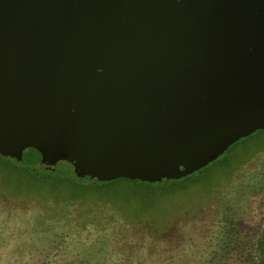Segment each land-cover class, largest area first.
I'll list each match as a JSON object with an SVG mask.
<instances>
[{"label": "water", "instance_id": "95a60500", "mask_svg": "<svg viewBox=\"0 0 264 264\" xmlns=\"http://www.w3.org/2000/svg\"><path fill=\"white\" fill-rule=\"evenodd\" d=\"M263 129L264 0H0V148L16 159L168 181Z\"/></svg>", "mask_w": 264, "mask_h": 264}, {"label": "rangeland", "instance_id": "374dc122", "mask_svg": "<svg viewBox=\"0 0 264 264\" xmlns=\"http://www.w3.org/2000/svg\"><path fill=\"white\" fill-rule=\"evenodd\" d=\"M44 163L0 148V264H264V129L190 180H100ZM70 201L103 207H49Z\"/></svg>", "mask_w": 264, "mask_h": 264}, {"label": "trees", "instance_id": "16d2710c", "mask_svg": "<svg viewBox=\"0 0 264 264\" xmlns=\"http://www.w3.org/2000/svg\"><path fill=\"white\" fill-rule=\"evenodd\" d=\"M38 153V152H37ZM256 158V157H255ZM254 160V159H253ZM214 163H216V160L215 161H213ZM213 164V163H212ZM211 164V165H212ZM248 164V163H247ZM246 165V164H245ZM244 165V166H245ZM243 167V166H242ZM201 170V169H200ZM200 170H198V171H200ZM241 170V167H240V169L239 170H237L235 173H237V172H239ZM198 171H196V172H198ZM196 172H194V173H196ZM194 173H192L193 175H195ZM234 173V174H235ZM192 174H190V175H188V176H185V177H182V179H186V180H190V179H192L193 178V175ZM181 179V178H180ZM177 180V179H176ZM228 185V184H227ZM220 191V190H219ZM219 191L218 192H216V193H219ZM75 202H78V203H81L82 205H86V204H90L91 206H96V207H103V206H101L102 204H92V203H89V202H83V201H70V202H59V203H51L50 205H49V207H52V206H58V205H69L70 203H75ZM121 218H124L123 216H121ZM232 229H233V227H232ZM231 229V230H232ZM235 230L236 231H238L236 228H235ZM229 231H230V228H229ZM239 244H240V238H239V236H237L236 238H234V247H235V251H236V256L237 257H242L243 255H244V252L242 251V250H240V248H239ZM260 261H262V260H260Z\"/></svg>", "mask_w": 264, "mask_h": 264}]
</instances>
